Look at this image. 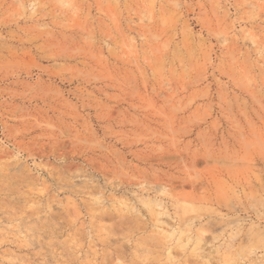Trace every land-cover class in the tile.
Wrapping results in <instances>:
<instances>
[{"label":"rangeland","instance_id":"374dc122","mask_svg":"<svg viewBox=\"0 0 264 264\" xmlns=\"http://www.w3.org/2000/svg\"><path fill=\"white\" fill-rule=\"evenodd\" d=\"M0 264H264V0H0Z\"/></svg>","mask_w":264,"mask_h":264}]
</instances>
